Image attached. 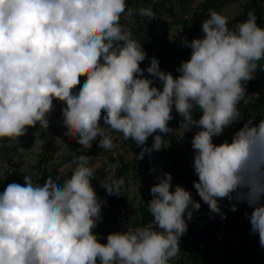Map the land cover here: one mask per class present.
Instances as JSON below:
<instances>
[{"label": "clouds", "instance_id": "clouds-1", "mask_svg": "<svg viewBox=\"0 0 264 264\" xmlns=\"http://www.w3.org/2000/svg\"><path fill=\"white\" fill-rule=\"evenodd\" d=\"M125 10L126 0H0V139L15 140L37 124L47 129L58 100L72 141L90 148L99 138V147L111 150L109 130L119 132L142 159L165 148L174 108L180 128L198 129L191 140L198 196L222 219L219 200L235 201L233 212L246 203L250 231L264 247V119H248L230 142H213L240 120L245 85L264 60V27L253 10L234 30L209 10L203 36L182 40L191 55L174 76L155 56L140 67L147 53L120 23ZM137 11L156 17L150 7ZM74 163L62 184L49 178L39 185L25 175L23 184L0 192V264H169L177 256L186 217L201 207L189 190L179 184L173 190L172 175L161 173L150 188L151 223L109 233L101 243L93 232L104 203L92 185L95 166L85 155ZM100 184L118 196L124 179L109 176Z\"/></svg>", "mask_w": 264, "mask_h": 264}, {"label": "trees", "instance_id": "trees-1", "mask_svg": "<svg viewBox=\"0 0 264 264\" xmlns=\"http://www.w3.org/2000/svg\"><path fill=\"white\" fill-rule=\"evenodd\" d=\"M184 1V0H176ZM236 0H203L199 6V10L195 13V19L191 23L189 19L180 15L174 4V0H126V10L132 11V19L126 20L121 16L120 23L126 28L130 29L132 32L133 39L138 41L144 51L147 53V58L141 62L140 67L146 69L150 63V58L155 56L159 60V66L164 71H171L172 74L179 75L176 71L177 67L180 65L181 61L190 58L191 49L189 47L176 46L173 40L168 35L169 27L165 29H160V20L167 15L171 18V24L177 25L183 29H189L187 34L191 38L192 30L201 29L202 21L206 20L209 16V10H215L220 12L221 8L227 3ZM141 7H150L155 13L154 19H149L147 16H141L138 13V9ZM249 10H253L257 16V24L260 27H264V2L263 0H250ZM247 13L245 12L241 16H237L228 22V26L233 23H238L240 20L247 18ZM183 39H186L183 37ZM145 76L148 73L145 71ZM254 78L248 81L245 85L246 93L243 100L238 104L240 117L239 121L233 123L232 126L225 128L224 132L220 136H214L213 142L219 144L225 140L231 141L233 133L238 130L243 123L248 119H253L254 123H258L260 119H264V60L258 62L256 71L253 73ZM83 84V78H81V85H78L75 91L79 90V87ZM156 86H160L159 81L154 80ZM65 105L61 102L57 108L58 126L57 129H61L63 126L61 109ZM194 119H198L200 113L198 110L193 112ZM103 124V120H101ZM170 125V124H169ZM194 131L189 134V141L187 145L183 143L177 135L170 133L168 143H164L165 148L160 151H153L150 154L146 153L142 159H137V155L140 152V148L131 139H122V144L127 146L129 150L132 151V159L125 160L123 153L119 157L112 154L108 149H103L99 147V138L93 142V146L88 151H76L67 154L63 161L59 162L52 168L47 167V163L52 160L53 153L44 149L41 152V157L37 160L36 164L33 166V170L36 173H40V176L36 177V180L42 185L49 178L62 184L64 180L70 178L72 171L64 172L63 166L64 162L72 160L75 155H85L89 157H96L108 154V159L110 162H115L119 159V165L117 170L111 175L117 179L123 178L124 184H128V179L130 173L145 168L151 170L158 167L159 165L165 164L167 161L170 162V170L172 176L177 180H181L184 184V188L189 190L193 196V199L199 201L195 188L193 187V181L198 180V176L193 173V170L187 168V151L194 150L191 146V140L197 128L193 127ZM153 140L147 141V146L151 147ZM114 143V142H113ZM4 149L9 150L8 146ZM14 151L17 147L14 146ZM13 152V151H11ZM108 152V153H107ZM109 168L103 166L95 171V176L92 180L93 188L97 196L104 202L102 204L101 210V220L110 221L117 220L120 214V207H124L128 211L127 195L122 193L123 186L121 188L120 195L109 196L106 190L101 186L100 181L108 176ZM13 179L11 176H7L4 179H0L2 185V192L6 186ZM13 183V182H11ZM16 183H20V180ZM178 182L176 183V185ZM151 195H146L140 201L138 210L139 218L142 223L148 222L153 219L150 212L148 211L147 204L151 199ZM228 200H219L218 203H222ZM236 203V202H235ZM242 205L237 207L232 217L234 219H226L223 224V228L216 226V232L207 228L204 232V242L208 244L210 250H203V254L200 252L188 255L186 261L192 262V264H215L213 260L212 251L215 248H219V251L225 256L227 264H264V248H260L258 241L256 239H251L249 236L251 225L250 223L241 222V217L243 215L245 207L248 205L246 203H237ZM96 228H94L95 230ZM240 234V240L238 242H233L232 238L235 235ZM256 235L259 237L258 233Z\"/></svg>", "mask_w": 264, "mask_h": 264}, {"label": "rangeland", "instance_id": "rangeland-1", "mask_svg": "<svg viewBox=\"0 0 264 264\" xmlns=\"http://www.w3.org/2000/svg\"><path fill=\"white\" fill-rule=\"evenodd\" d=\"M203 0H184V1H176L174 0L175 8L180 15L186 16L189 21L192 23L195 19V13L199 10V6ZM249 2L250 0H236L227 2L219 12L221 15L225 16L228 20H232L237 16L243 15L245 12L249 11ZM264 2V0H263ZM132 11H125L123 13V18L126 20L132 19ZM247 18L240 20L238 23H233L228 26L230 29L234 30L236 26L245 21ZM171 18L165 15L159 22L160 29H165L168 26V35L173 40L176 46L182 45L183 37H185L188 41H191L194 38H201L203 33L201 29L192 30V36L189 38L187 32L189 29H183L177 25L171 24ZM61 104L60 101H53V110L49 114V127L47 129L40 128L39 124L35 127H29L25 135L9 141L7 138L0 139V179H4L7 176L13 177L10 180L11 182H17L20 180L21 184L24 183V176L29 175L32 177V180L35 184L42 185V183L36 180V177L40 176V173H36L33 170V166L36 164L37 160L41 157V152L44 149H47L46 152L50 151L53 153V158L47 163L48 168H52L57 165L59 162L63 161L67 154L76 152V151H88L92 148L93 142L90 148H84L83 146L75 143L69 137L65 136L66 128L62 126L61 129H57L58 126V117H57V108ZM63 108V107H62ZM173 119L169 121V127L174 129L173 134L177 135V137L187 145L189 141V134L194 131V128L187 130L185 128H180L181 117L175 112L173 108ZM62 117V112H61ZM107 127V126H105ZM111 136L113 138V147L110 150L112 154L119 157L121 153L124 154L125 160L132 159V151L129 148L122 144L123 136L119 132L111 131ZM169 134H167L164 138V143H168ZM153 140V137H149L147 141ZM8 146L9 150L4 149V147ZM14 146L17 147V150L14 151ZM13 151V152H11ZM108 153V152H107ZM79 157V155H75L72 160L65 161L63 171L68 172L74 170L76 164L74 160ZM90 166H95V169L103 167L104 165L109 168L108 176H111L119 165V159L115 162H110L107 155L89 157ZM194 163V153L192 151H187V168L193 170ZM170 162L167 161L163 165H159L156 168H153L155 171L147 170L142 168L140 170L134 171L130 173L128 184H124L122 193L127 195V204L128 206V217L130 219H139V210L138 206L140 201L146 195L150 194V188L157 183V176H159L163 172H168L172 175L170 170ZM177 183V179L173 177L172 179V188L174 190ZM0 192H2V185L0 183ZM229 202V201H228ZM231 203H235V201H231ZM252 209L250 207H245L243 215L241 217V222L250 223L248 216L251 214ZM250 238L256 239L258 241L259 247L264 248L259 243V237L252 232L249 233ZM240 240V234L233 236L232 241L238 242ZM213 260L215 264H227L225 256L219 251V248H215L212 251Z\"/></svg>", "mask_w": 264, "mask_h": 264}, {"label": "built area", "instance_id": "built-area-1", "mask_svg": "<svg viewBox=\"0 0 264 264\" xmlns=\"http://www.w3.org/2000/svg\"><path fill=\"white\" fill-rule=\"evenodd\" d=\"M173 177V176H172ZM178 184L184 187V184L181 180H177ZM201 207L198 211H193L192 218L190 220L186 217V223L188 224L187 232L180 238V251L176 257L169 261V264H192V262L186 261L188 255L191 253L203 254V250H210L208 244L204 242V232L207 228H210L213 232H216V226L223 228L224 221L226 219H234L232 215L233 211L229 209V204L231 202L224 201L220 203L221 212L224 213V219L221 218L220 214L211 213L208 205L205 204L201 199H199ZM242 205H238L237 207ZM120 214L117 217V220L104 221L100 220L97 223L96 229H93V232L97 235V238L101 243H106V237L109 233L113 232H122L126 231L127 226L131 227H142L146 224L151 223L152 220L142 223L141 219H130L128 217V211L124 207H120ZM140 217V216H139Z\"/></svg>", "mask_w": 264, "mask_h": 264}]
</instances>
